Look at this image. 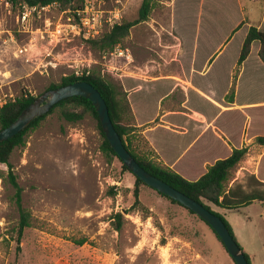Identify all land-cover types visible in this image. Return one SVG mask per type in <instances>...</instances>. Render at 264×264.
Instances as JSON below:
<instances>
[{"label": "rangeland", "instance_id": "obj_1", "mask_svg": "<svg viewBox=\"0 0 264 264\" xmlns=\"http://www.w3.org/2000/svg\"><path fill=\"white\" fill-rule=\"evenodd\" d=\"M141 2H129L122 20H135ZM200 2L201 21L199 0H176L174 7L172 0L153 4L148 19L132 27L121 45L131 53L137 77L122 85L127 90L144 86L140 92L144 104L137 113L144 120L157 111V99L169 91L172 76L177 89L168 93L164 106L183 110L185 102L200 112L199 144L201 155H207L201 161L213 163L227 153L228 145L237 148L245 143L248 155L234 179L235 184L249 185L243 166L256 163L259 179L264 180V147L254 143L255 136L264 135L259 43L252 44L240 75L236 64L249 26L264 31V0ZM111 7L112 2L102 9ZM17 13L0 1V106L23 89L40 96L50 84L60 83L68 70L46 67L49 52L60 58L74 52L99 56L71 31L56 5H49L25 28L16 22ZM236 19L245 23L232 35ZM196 29L200 37L193 42ZM24 49L27 52H21ZM231 90L233 105L225 101ZM169 120L190 127L180 116ZM190 128L188 134L157 128L147 136L161 157L169 158L192 141L197 129ZM138 134L139 150L149 151ZM101 142L97 122L90 116L70 124L53 113L29 132L25 147L10 158L22 188V204L31 215L19 249L14 191L7 182L8 168L0 163V264H234L203 221L147 187L141 188L139 197L144 209L125 215L121 230L115 231L113 215L133 205L135 177L117 158L107 159ZM210 207L229 223L251 264H264V203L256 201L237 211ZM80 240L85 243L78 245Z\"/></svg>", "mask_w": 264, "mask_h": 264}, {"label": "trees", "instance_id": "obj_2", "mask_svg": "<svg viewBox=\"0 0 264 264\" xmlns=\"http://www.w3.org/2000/svg\"><path fill=\"white\" fill-rule=\"evenodd\" d=\"M9 1H11L12 3L13 11H15L20 4L26 3L30 6L56 5L59 12L68 13L72 12L75 9L82 8L86 0ZM158 1L160 0H142L141 5L138 9V16L135 20H121L119 23H116L110 28L106 29L99 37L85 40L86 45L91 51L96 52L99 55L110 52L116 46L122 45L123 41L129 36L131 28L139 23L146 21L151 12L153 4ZM244 23L245 21H241L236 26V28L233 29L232 35L237 32ZM255 42L259 43L257 56L264 66V31H261L258 27L249 26L245 38L242 42L239 57L237 59L236 69L240 68L242 64L247 60L251 52L252 44ZM124 80H118L116 82L111 77L102 75L98 69H94L87 77H63L60 83L50 84L47 87L46 91L78 81H85L91 84L104 99L108 108L109 117L113 123L115 130L120 136L123 145L131 154V156L137 161V163L149 174L164 181L174 189L185 194L198 203H201L206 209L210 210L215 215L220 217L229 230V233L236 241L233 230L229 223L219 213L213 211L210 205L215 206L219 209L237 211L241 208L251 205L256 201L264 203V181L259 180L255 175H249V185H243L239 183L235 184L236 182L230 184V182L234 179V174L237 166L248 154L249 147L244 143L241 147H231V152L228 156H226L225 158L216 159L211 164L208 163L206 166V171L201 174L198 179H186L172 168L158 161V155L154 152L144 134H142L143 127L145 126L139 127L136 123L135 115L129 101L128 91L123 87ZM38 97L39 96L32 95L30 92H28V90L23 89L19 96L15 97L14 99H9L8 101H6V103L2 104L0 106V130L10 125L19 116L21 111L26 106L34 102ZM205 97L215 103L214 99H212L211 97H208L206 95ZM225 101L230 105L234 104V90L229 91L225 95ZM53 113L58 114L61 119L70 124H76L82 121L87 116L92 117L97 122V126L102 137L100 147L102 153L107 157L108 160H112L113 158H117L119 160L101 129L98 115L92 103L86 98L79 96L67 98L60 101L59 103L54 105L49 112L34 119L24 130H22L12 138L4 142H0V163L6 165L8 168L7 182L10 184L14 191L13 203L18 213V222L15 229V241L18 249L24 230L31 227V215L29 210L26 209L22 204V188L17 182V176L10 163V158L16 150L25 147L26 138L29 132L37 129L40 123L44 119H46V117ZM154 121H158V117H156ZM135 133L141 134V136L138 137H141L140 139L143 140L142 142L145 144V146L147 145L148 147H150L149 151L139 150L138 144L140 141L137 140ZM254 143L264 147V135L255 136ZM119 161L121 162V160ZM121 164L122 168L125 171L130 172L122 162ZM142 187L152 189L135 177V185L133 189V205L129 210L117 212L113 215L111 225L115 231L118 232L121 230L125 215H128L134 209H144L139 199ZM152 190L171 203L188 210L191 214H194L192 211L183 207L176 201L168 198L167 196L157 192L154 189ZM200 220L203 221L202 219ZM204 223L212 230V228L206 222ZM212 232L215 234L213 230ZM216 238L221 243L220 239L217 236ZM76 243L78 245H82L85 243V240H80ZM221 245L223 246L222 243ZM244 256L248 264H251L249 256L246 253H244Z\"/></svg>", "mask_w": 264, "mask_h": 264}, {"label": "water", "instance_id": "obj_3", "mask_svg": "<svg viewBox=\"0 0 264 264\" xmlns=\"http://www.w3.org/2000/svg\"><path fill=\"white\" fill-rule=\"evenodd\" d=\"M77 96L86 98L92 103L107 141L116 156L134 177L141 180L148 187L189 209L197 217L206 222L220 239L234 264H248L243 250L233 239L220 217L206 209L201 203H198L164 181L149 174L137 163L125 148L120 136L115 130L109 117L107 105L101 94L91 84L85 81L70 83L41 94L34 102L26 106L10 125L0 130V142L8 140L24 130L34 119L49 112L60 101Z\"/></svg>", "mask_w": 264, "mask_h": 264}, {"label": "built area", "instance_id": "obj_4", "mask_svg": "<svg viewBox=\"0 0 264 264\" xmlns=\"http://www.w3.org/2000/svg\"><path fill=\"white\" fill-rule=\"evenodd\" d=\"M6 8L12 9L9 0H0ZM133 0H86L83 7L72 12H62L68 20L71 31L84 40L99 37L103 30H106L122 20V16L129 2ZM113 3V7L102 9V6ZM47 6H30L26 3L17 7L18 13L16 22L23 28L27 27L33 18H41V13L46 11ZM21 52H27V49ZM46 67L56 69L66 67L68 72L64 77L73 76L75 78L87 77L92 70L98 69L102 75H107L119 81L124 79H137L132 71L134 68L133 59L128 49L116 46L112 51L94 57L92 53L88 55L79 52L72 53L71 56L55 57L49 52ZM6 103V102H5Z\"/></svg>", "mask_w": 264, "mask_h": 264}, {"label": "crops", "instance_id": "obj_5", "mask_svg": "<svg viewBox=\"0 0 264 264\" xmlns=\"http://www.w3.org/2000/svg\"><path fill=\"white\" fill-rule=\"evenodd\" d=\"M175 1L176 0H172V4H171L172 7H174ZM200 1L201 0H199L200 8L198 9V11H199L198 15H200V11L203 10L202 9L203 5L201 4ZM240 11H243L242 7H241ZM202 15H203V13L201 12V15L199 17L200 21L202 20ZM239 22H240V19H236L233 27H236L239 24ZM170 30H171V26H170ZM171 35H172V37H175L177 39V41L179 42V46L181 47V43H180L179 38L174 36L173 34H171ZM199 37H200V29L199 30L196 29L194 36H193V42H198ZM245 63H246V61L240 67L238 75H240L241 69L243 68V65H245ZM168 77L172 78V76H168ZM171 78H170V80L172 81V84L170 86L169 91L167 93L161 95L157 99V105H158L157 111L154 113L153 116H151L148 119H144V120L139 119L138 114H137L140 112V109L143 107V104H144L143 95L140 94L141 90L144 89V86L135 87V89H128V90L126 88L125 89L128 91V94H129L128 95L129 101L131 103V107H132L134 115H135L136 123L139 127L145 126V127H143V134H145L144 136L147 138L152 149L158 155V161H160L162 164L172 168L177 173H179L181 176H183L189 180H196L201 176V174H203L206 171V166L208 164V162L203 163L201 161V157L207 156L204 154L201 155V144H199V141L201 140V127H202V123H201V119H200L201 114H200V112L192 110L191 108H189L185 104V102L183 103V106H181L184 111L183 110H175V109L171 108L170 106H164L165 100L168 99V98H166L168 93L177 89L178 84L175 82V80H173ZM172 116H180V118L183 119L184 122H187L190 127H196L195 129H197V130L195 131V134H194L192 141L188 145H186V147L182 148L180 151L174 152L173 154L170 155L169 158H164V157H161L159 151H157L153 148V146H155V144H152L153 142L151 143L149 141V138L147 136L148 133H151L153 130H155L157 128L158 129L159 128H166L167 131H169L172 134H177V133L188 134V133H190L191 129H193V128L186 126L185 124L183 125L180 123L172 122L171 120H169V118ZM156 117H158V121L155 122L154 120ZM224 149L226 150L227 153H225V155L223 157H220V158H225L231 152V147L229 145H228V148H224ZM247 155H246V157H247ZM208 157H209V155H208ZM262 157H263V155H262ZM244 159L239 163V165L237 167L240 166V164L244 161ZM254 164H255V166H251V165L245 166V167L243 166L242 169H244V170H241V172L242 173H244V172L249 173V175H255L259 179L257 165H256V163H254ZM259 180H261V179H259ZM236 181H237V178H235L233 180L232 184ZM261 181H264V180H261ZM249 259H250V257H249ZM57 264H65V263H57Z\"/></svg>", "mask_w": 264, "mask_h": 264}]
</instances>
